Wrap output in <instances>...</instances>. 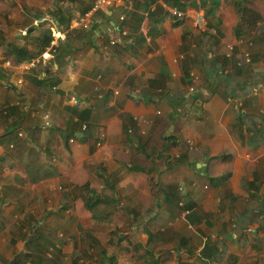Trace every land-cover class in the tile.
Here are the masks:
<instances>
[{
    "label": "crops",
    "instance_id": "crops-1",
    "mask_svg": "<svg viewBox=\"0 0 264 264\" xmlns=\"http://www.w3.org/2000/svg\"><path fill=\"white\" fill-rule=\"evenodd\" d=\"M169 1L185 16L165 0H8L28 24L12 27L24 46L0 33V264H67L57 228L76 211L134 229L174 255L163 264H264V142L240 117L264 113V22L237 38L233 0ZM213 2L229 28L195 26ZM227 143L231 170L211 178Z\"/></svg>",
    "mask_w": 264,
    "mask_h": 264
},
{
    "label": "rangeland",
    "instance_id": "rangeland-1",
    "mask_svg": "<svg viewBox=\"0 0 264 264\" xmlns=\"http://www.w3.org/2000/svg\"><path fill=\"white\" fill-rule=\"evenodd\" d=\"M210 8H212V6L205 11V16L209 23L215 20L214 22L217 26H222V28L226 26L229 28L233 17L229 19L230 25H222L224 17H217L214 13L218 5L213 8V13H209ZM17 9L19 10V8L10 5L8 0L0 1V33H2L1 35L4 37V41H6L8 37L9 39H13V41H18L21 46H24L25 44L23 42L26 41V39L22 40V37L27 38L25 35L26 32L22 34L21 30H18L16 33H13V29L15 28L12 29V27H15L16 19L14 17L13 19L9 18V15H12L11 12H17ZM236 10L235 18L239 20L240 16L237 7ZM10 20L13 22L11 23ZM18 23L28 24L27 20L24 18ZM18 23L17 25H19ZM26 30L27 28L22 29V31ZM249 40L252 41V37ZM105 210L106 209L102 208L98 211L103 213ZM76 212L82 215L79 222L71 219L65 224L59 225L57 228V235L64 242L59 245H61V249L64 251H62L63 256H66L64 259L65 263L68 264L69 262L70 264L71 259L74 258L80 264H108V256H111L115 264H147L150 255L149 249L151 247L148 242L143 245L142 242L138 241L139 238H137L138 235L135 234L134 229L128 231L129 229H125V227H114V230H111V227L105 224L106 220L103 222H95V220H90L88 216H84L85 211ZM124 229L126 231H124ZM121 231L126 232L127 240L119 239ZM89 236L95 241L89 240ZM98 246L106 250V258L101 255ZM71 247L73 248L70 249ZM143 248H145V250H143Z\"/></svg>",
    "mask_w": 264,
    "mask_h": 264
},
{
    "label": "trees",
    "instance_id": "trees-1",
    "mask_svg": "<svg viewBox=\"0 0 264 264\" xmlns=\"http://www.w3.org/2000/svg\"><path fill=\"white\" fill-rule=\"evenodd\" d=\"M1 1V0H0ZM172 6L178 7V4L175 5L174 2H170L169 0H165ZM233 5L238 8V13L240 16L239 21L235 24L233 28V34L237 38L244 37L246 35L251 34L258 28V23L264 22V0H233ZM209 13L212 12L217 3L213 2L211 5ZM213 13V12H212ZM264 34V29L261 30ZM53 37V31L46 30L41 37L42 46L45 44H49L50 40ZM17 57L25 59H30L34 54L28 52L26 49H14ZM21 54H26L21 57ZM240 117H244L245 122L249 126V136L248 140L250 144H259L264 142V113L259 114H244L240 113ZM161 131H158L159 135ZM158 135V136H159ZM162 142L165 141V137L163 133L159 137ZM166 138H169L166 137ZM233 147L230 143L225 145L224 153L215 157H212L209 161L208 166L205 168V173L211 178H216V174H220L221 172H229L231 170V160L234 156ZM141 156L138 155L132 156L128 166L133 169L143 168L142 166H137L135 164H140ZM225 162V163H224ZM224 163V164H223ZM146 166L148 165L145 164ZM149 243V241H147ZM145 244V243H144ZM101 255L106 258L105 249L98 246ZM149 261L147 264H163V261L172 258L174 255L169 254L168 252L159 253L158 255L153 252H149ZM109 258V257H108ZM72 264H80L77 260H73ZM108 264H115L112 258H109Z\"/></svg>",
    "mask_w": 264,
    "mask_h": 264
},
{
    "label": "built area",
    "instance_id": "built-area-1",
    "mask_svg": "<svg viewBox=\"0 0 264 264\" xmlns=\"http://www.w3.org/2000/svg\"><path fill=\"white\" fill-rule=\"evenodd\" d=\"M170 12H171V14L173 16H176V17H179V18L185 16L184 12L179 10L177 7L171 8ZM191 18L193 19V22L195 23L196 27H199V28H202V29L207 27V19H206V17H205L203 12L198 11ZM85 25H87V24H85ZM114 42L115 41H112V43H114ZM230 48H232V46ZM250 59H251L250 53L249 52H245V60L246 61H250ZM238 64H242V62L238 61ZM254 91L256 93L257 88ZM49 123L50 122L48 120V116H46L45 124L48 125ZM186 142H187V145H188L189 149L195 148V142L192 139L188 138L186 140Z\"/></svg>",
    "mask_w": 264,
    "mask_h": 264
}]
</instances>
